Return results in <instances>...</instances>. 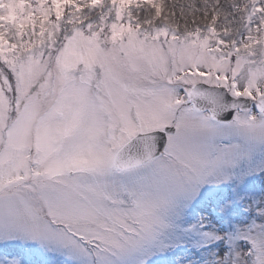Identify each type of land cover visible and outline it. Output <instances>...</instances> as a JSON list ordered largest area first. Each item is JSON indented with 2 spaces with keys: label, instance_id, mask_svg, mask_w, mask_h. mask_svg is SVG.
<instances>
[{
  "label": "snow or ice",
  "instance_id": "1",
  "mask_svg": "<svg viewBox=\"0 0 264 264\" xmlns=\"http://www.w3.org/2000/svg\"><path fill=\"white\" fill-rule=\"evenodd\" d=\"M165 8L0 0V264H264V0Z\"/></svg>",
  "mask_w": 264,
  "mask_h": 264
},
{
  "label": "rangeland",
  "instance_id": "2",
  "mask_svg": "<svg viewBox=\"0 0 264 264\" xmlns=\"http://www.w3.org/2000/svg\"><path fill=\"white\" fill-rule=\"evenodd\" d=\"M159 2L166 5L165 11L172 9L177 15L180 13V5H187L194 2V0H159ZM197 3H203L204 0H195ZM187 11V9H185Z\"/></svg>",
  "mask_w": 264,
  "mask_h": 264
}]
</instances>
